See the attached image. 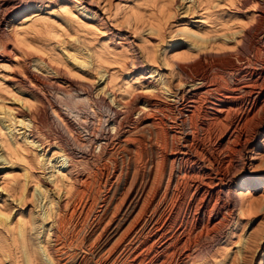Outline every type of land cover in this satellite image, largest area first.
Listing matches in <instances>:
<instances>
[{"label":"bare ground","instance_id":"1","mask_svg":"<svg viewBox=\"0 0 264 264\" xmlns=\"http://www.w3.org/2000/svg\"><path fill=\"white\" fill-rule=\"evenodd\" d=\"M80 1L0 0V264H264V0Z\"/></svg>","mask_w":264,"mask_h":264},{"label":"rangeland","instance_id":"2","mask_svg":"<svg viewBox=\"0 0 264 264\" xmlns=\"http://www.w3.org/2000/svg\"><path fill=\"white\" fill-rule=\"evenodd\" d=\"M77 3H80V0H74ZM90 1V2H89ZM95 1V2H94ZM89 3H92L93 5L92 10L93 12L96 13V18L95 19V26L98 28L96 30V33H99V37L100 38H108L113 41L119 42V41H123L122 39H125L126 42V46L124 47V50H126L127 55H131V53L133 52L134 49H136L135 51L138 52L139 48V33H133L131 31L130 28L127 29V27H125V25H119V21L115 20V17L113 16L114 13V6L116 4L119 3H123V0H112V4L109 5L108 2L106 0H88ZM189 3H187L186 5H188ZM111 7V8H110ZM112 9V10H111ZM111 11V12H110ZM182 11V10H181ZM112 13V14H111ZM112 15V16H111ZM182 14L179 15V17H181ZM182 17L184 19H189L190 20V25L191 26H195V23L198 21V15H190L189 17L187 16H183ZM123 29V30H122ZM101 33V34H100ZM131 34V35H130ZM120 36V38H119ZM116 39H115V38ZM123 37V38H121ZM119 40V41H118ZM158 44V64H149L146 61H144V65L149 66L152 68V70H154V78H151L150 80L153 81L154 83H159L157 82L158 78H160V75H157V73H161V74H166V72L169 71V68L166 66H162V53L163 51L166 49L168 51V54H171L173 52V48H169L168 45L170 44H178V43H185L186 45V41H182V36L180 35H176L175 32H171V31H167L165 33V38L163 40H157L155 41ZM181 47L179 48L178 51H181L185 48ZM123 51L121 50V48L118 49L117 52ZM139 53V52H138ZM143 61V59H141ZM2 64H0L1 66ZM14 66H16L15 64H13ZM1 71L5 72L4 69H1ZM124 73H128V70H125ZM159 81V80H158ZM161 84L159 85V87H163L162 89V95L163 96H168L169 92L165 89L166 87L163 85L162 82H164V80H160ZM51 94L52 93H47L48 97L51 98ZM25 126L21 125V124H17L16 129L18 133L23 132L26 128L29 129L30 127H28V125H30L31 123L29 121H25ZM261 134L264 136V128L261 132ZM263 138H259V141H262ZM260 151H251L249 153H247V157L244 160V164L239 166V170L245 175L246 181L249 182L251 189V192L253 194V196H260L261 195V187L264 186V156L261 157V155H264V152H260ZM1 167V165H0ZM242 169V170H241ZM5 173L4 169H0V178L3 176V174ZM257 180L260 182L259 187H257L256 184H254V182H250L251 180ZM0 183H1V179H0ZM1 186V185H0ZM4 193V192H3ZM40 200V197H39ZM45 203V199H43L41 201V203H39V207L36 208V210L38 211H43V208L46 207V205H44ZM44 205V206H43ZM262 206H264V202H262ZM42 209V210H41ZM257 220L255 221V224H262V220H264V213L263 211H259V213L256 215ZM250 223L246 226V230L249 227ZM40 245V244H38ZM39 253H40V258L43 264H51L49 258L46 256V254L43 252L42 248L39 247ZM256 258L261 260L262 258H264V239L261 242L259 248L256 251Z\"/></svg>","mask_w":264,"mask_h":264}]
</instances>
